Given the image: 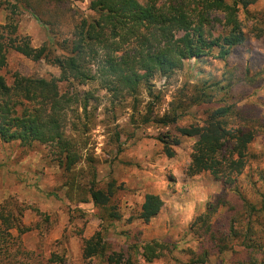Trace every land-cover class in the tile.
<instances>
[{
  "label": "trees",
  "instance_id": "trees-1",
  "mask_svg": "<svg viewBox=\"0 0 264 264\" xmlns=\"http://www.w3.org/2000/svg\"><path fill=\"white\" fill-rule=\"evenodd\" d=\"M260 1L90 0V14L72 9L71 0L8 1L6 23L0 24V140L52 148L67 186L79 192L82 202L99 208L104 221H120L123 215L114 200L115 181L100 188L92 169L87 185L77 182L74 170L83 159V147L70 128L78 131L80 123L71 122L69 116L79 105L87 113L94 97L93 92L78 91V87L98 84L113 97L136 99L143 87L153 95L152 82L172 77L187 61H226L253 37L264 34V13L251 10ZM23 8L48 28L53 41L36 48L29 36L19 34L16 19ZM67 15L73 19L68 33L60 22ZM10 52L35 63L44 61L60 74L37 78L16 72L9 82L3 71L9 66ZM245 71L238 76L235 68L226 70L198 86L196 95L190 97L192 104H219L207 109L202 126H178L176 110L183 108L182 103L172 115L155 121L172 129L159 139L169 155L172 144L179 145L181 138L195 139L188 177L209 175L223 184L220 195L190 225L199 242L197 250H185L191 264H206L211 256L222 260L227 254L231 264H264V150L255 149L264 135V116L259 106L247 102L251 95L245 87L258 83L249 69ZM259 76L264 81L263 74ZM163 206L158 195L148 194L132 219L149 223ZM10 228L20 234L28 231L22 224ZM105 233L100 230L85 241L84 260L137 264L139 256L153 263L177 249L154 240L142 247L143 253L134 246L129 254L114 247Z\"/></svg>",
  "mask_w": 264,
  "mask_h": 264
},
{
  "label": "rangeland",
  "instance_id": "rangeland-1",
  "mask_svg": "<svg viewBox=\"0 0 264 264\" xmlns=\"http://www.w3.org/2000/svg\"><path fill=\"white\" fill-rule=\"evenodd\" d=\"M8 1L12 0H0V24L6 23ZM89 5L90 0L70 2L72 9L83 14H90ZM251 10L264 13V0ZM16 20L19 34L29 36L34 47L54 40L48 28L24 8ZM244 20L252 25L246 17ZM60 22L68 33L73 22L71 15L62 17ZM8 60L3 74L9 82L16 72L37 78L60 74L48 63L32 62L16 52H10ZM234 68L238 76L250 70L258 84L245 87L246 94L251 95L247 102L259 106L264 116V81L259 76L262 73L264 77V34L253 37L226 61L190 60L172 77L156 78L151 96L145 87L136 99L113 97L98 84L78 87V91L93 92L94 97L87 113L79 105L69 116L71 122L80 123L78 131L71 125L70 128L83 147V159L74 170L77 182L87 185L92 169L100 188L115 181L118 191L114 200L123 215L120 221H104L99 208L92 202H82L79 192L67 186L66 175L52 148L0 140V264H101L82 256L85 241L100 230H106L107 240L114 247H122L129 254L134 246L143 253L142 247L154 240L177 247L167 258L153 263L138 256L137 264H191V256L185 250H197L199 242L190 225L205 211L207 203L220 195L223 184L209 175L188 177L195 139L181 138L179 145L172 144L169 155L159 139L172 129L155 121L172 115L182 103L183 108L176 110L180 117L178 126H202L207 109L214 110L219 104H192L191 95H196L206 79L221 77L224 71ZM255 149L264 150V135L257 140ZM148 194L163 200L160 214L149 223L132 219ZM18 224L28 231L20 234L10 228ZM206 264H231L230 254L222 260L211 256Z\"/></svg>",
  "mask_w": 264,
  "mask_h": 264
}]
</instances>
